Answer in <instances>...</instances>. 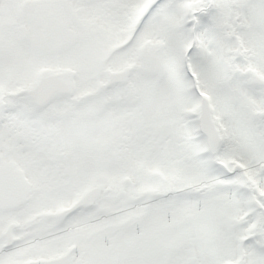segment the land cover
I'll list each match as a JSON object with an SVG mask.
<instances>
[{"label":"snow or ice","instance_id":"6c2138e0","mask_svg":"<svg viewBox=\"0 0 264 264\" xmlns=\"http://www.w3.org/2000/svg\"><path fill=\"white\" fill-rule=\"evenodd\" d=\"M0 264H264V0H0Z\"/></svg>","mask_w":264,"mask_h":264}]
</instances>
